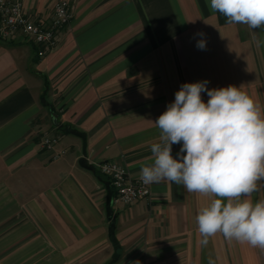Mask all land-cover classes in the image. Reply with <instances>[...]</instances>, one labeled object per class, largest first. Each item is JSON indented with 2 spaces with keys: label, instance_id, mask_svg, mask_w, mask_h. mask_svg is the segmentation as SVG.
<instances>
[{
  "label": "crops",
  "instance_id": "obj_1",
  "mask_svg": "<svg viewBox=\"0 0 264 264\" xmlns=\"http://www.w3.org/2000/svg\"><path fill=\"white\" fill-rule=\"evenodd\" d=\"M20 1L38 19L56 3ZM68 1L72 22L47 56L0 38V264H264V249L222 233L203 243L196 217L213 195L165 180L125 206L96 170L114 161L139 178L183 83L240 87L264 117V30L228 23L210 0Z\"/></svg>",
  "mask_w": 264,
  "mask_h": 264
},
{
  "label": "clouds",
  "instance_id": "obj_2",
  "mask_svg": "<svg viewBox=\"0 0 264 264\" xmlns=\"http://www.w3.org/2000/svg\"><path fill=\"white\" fill-rule=\"evenodd\" d=\"M208 7L230 24L264 30V0H210ZM196 47L205 49L206 41L197 40ZM208 83L181 84L154 121L159 142L150 146L152 160L140 169L139 179L145 185L175 182L190 193L216 197L196 217L204 244L219 232L264 249V201L249 199L264 187V117L240 87L210 89ZM175 144L180 149L174 156Z\"/></svg>",
  "mask_w": 264,
  "mask_h": 264
},
{
  "label": "built area",
  "instance_id": "obj_3",
  "mask_svg": "<svg viewBox=\"0 0 264 264\" xmlns=\"http://www.w3.org/2000/svg\"><path fill=\"white\" fill-rule=\"evenodd\" d=\"M72 19L73 12L68 0H56L52 13L42 19L30 15L20 0H0V38L5 41L21 38L38 47L41 57L57 48L59 34L71 24ZM59 144V137L46 135L42 148L54 151ZM65 154L66 151H61L55 159ZM96 170L109 180L116 194V204L130 206L151 199V184L145 185L139 178L131 177L123 165L105 161L97 164Z\"/></svg>",
  "mask_w": 264,
  "mask_h": 264
},
{
  "label": "rangeland",
  "instance_id": "obj_4",
  "mask_svg": "<svg viewBox=\"0 0 264 264\" xmlns=\"http://www.w3.org/2000/svg\"><path fill=\"white\" fill-rule=\"evenodd\" d=\"M56 137H58V136H56Z\"/></svg>",
  "mask_w": 264,
  "mask_h": 264
}]
</instances>
